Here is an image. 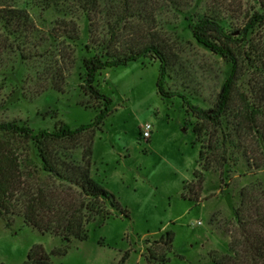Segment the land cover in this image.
<instances>
[{
    "label": "rangeland",
    "instance_id": "rangeland-1",
    "mask_svg": "<svg viewBox=\"0 0 264 264\" xmlns=\"http://www.w3.org/2000/svg\"><path fill=\"white\" fill-rule=\"evenodd\" d=\"M60 1L49 0L47 5L43 0H0V12L4 8L28 12L35 27L32 40L40 42L41 52L46 53L23 62L0 41V122L16 121L34 132L52 131L61 123L75 128L92 121L103 107L101 100L81 89V58L94 52L93 48L84 52V44L98 47L105 32L99 27L91 41L83 17ZM177 2L179 9L160 11L150 5L155 23L123 31L117 42L159 44L167 62L164 89L212 108L231 63L198 43L192 25L202 16L209 17L231 36H240L250 16L264 12V0ZM62 21L68 27L71 22L77 25L78 43L63 37L67 33L62 30L57 31L56 41L48 39L52 26ZM72 49L75 61L65 71L62 89L48 87L37 93L40 86L48 85L53 69L71 65L66 56ZM230 50L237 59L240 78L235 81L221 128L201 123L185 109L181 97L157 93L159 60L153 53L100 70L93 84L111 100L100 128L72 138L42 141L41 148L53 162L70 159L82 163L83 152L90 147V175L114 196L119 210L109 208L110 215L102 223H86V239L67 242L56 233L25 224L22 215H3L0 264H23L36 244L43 246L52 264H213V254L227 253L237 230L233 209L239 204L240 191L259 194L264 188V23L245 39L231 43ZM58 53L65 57L60 59ZM243 97L261 107L256 125L239 121L235 114ZM145 124L150 125L147 139L141 135ZM196 125L199 133L193 132ZM0 138L15 147L25 181L46 178L36 172L41 161L30 139L3 131ZM213 145L218 147L214 152ZM202 162L211 168L203 170ZM194 173L202 174V181ZM65 247L62 255L52 253ZM148 251L154 258H148Z\"/></svg>",
    "mask_w": 264,
    "mask_h": 264
},
{
    "label": "trees",
    "instance_id": "trees-1",
    "mask_svg": "<svg viewBox=\"0 0 264 264\" xmlns=\"http://www.w3.org/2000/svg\"><path fill=\"white\" fill-rule=\"evenodd\" d=\"M45 1L47 5H50L49 0H43ZM61 1L66 9L78 11L79 16L83 17L91 41H93L94 34L98 33L99 27H102V32H105L101 35L103 40L98 47L92 46L95 44H84V52L92 48L94 52L81 58L84 71L81 89L84 94L101 100L103 107L99 109L92 121L75 128L67 123H61L52 131L41 129L34 132L29 126L16 121L0 122V132L22 135L36 145L41 164L35 171L46 174L43 181L37 180L33 183L25 181L19 154L15 147L9 141L0 138V217L9 214L22 215L25 224L41 232L56 233L67 242L70 238L86 239L88 236L86 223L90 221L102 223L110 215L109 208L112 210L120 208L114 196L90 175V147L84 150L82 163L70 159L53 162L46 150L41 148L42 141L72 138L84 130L90 129L94 132L100 128L104 117L110 111L111 100L98 92L94 86L96 74L102 69L125 65L129 61L146 57L147 53H153L159 60L155 82L157 93L162 97H181L185 109L201 123L212 128H221L222 120L232 101L235 81L240 78L237 59L230 50V44L237 42L240 38L245 39L255 26L264 23V12H254L242 28L240 36L236 37L231 36V33L226 32L219 22L209 17L202 16L192 25V35L198 43L228 58L231 63V70L222 84L214 106L203 108L193 104L183 94L164 89L168 71L167 62L159 44L149 42L139 45L137 42L134 44L130 42L119 45L117 42L123 31L155 23L157 20L155 10L150 5H156L160 11L166 7L179 9L177 0ZM132 21L136 24L131 23ZM55 24L48 32L49 40L56 41L57 31L62 30L67 33L63 37L73 41L74 44L78 43L79 32L74 22H71L70 27L64 21ZM0 27L3 31H0L2 46L12 49L18 60L26 62L31 58L43 57L46 54L41 52L40 42L32 40L35 27L25 9H2ZM70 52L66 59H71V65L62 70L53 69L48 85L40 86L36 89L37 93L43 92L48 87L58 91L62 89L65 71L71 69L75 61L73 58L75 50L72 49ZM57 55L60 59L65 57L62 53ZM247 58L249 59V56ZM261 112L260 106L243 97L235 114L239 116V121L242 120L248 125H256V119ZM200 130L196 125L193 132L199 133ZM211 148L214 152V149L218 147L213 145ZM201 158L202 153L200 152L199 160ZM220 158L222 162L225 160V152H222ZM201 167L203 170L211 168L205 162L201 163ZM197 173H194V176L198 178V181H202V174L197 175ZM27 175L32 176L33 174L27 172ZM251 192L246 189L240 191L239 204L233 209L237 230L228 243V252L212 255L213 264H264V188H260L259 194ZM65 252L66 247L52 251L56 255H62ZM148 253L150 254L149 259L154 258L150 251ZM23 264L52 263L43 246L36 244L29 250Z\"/></svg>",
    "mask_w": 264,
    "mask_h": 264
},
{
    "label": "built area",
    "instance_id": "built-area-1",
    "mask_svg": "<svg viewBox=\"0 0 264 264\" xmlns=\"http://www.w3.org/2000/svg\"><path fill=\"white\" fill-rule=\"evenodd\" d=\"M141 135L144 139H147L150 137V125L149 124H145L143 127H142V132H141Z\"/></svg>",
    "mask_w": 264,
    "mask_h": 264
}]
</instances>
